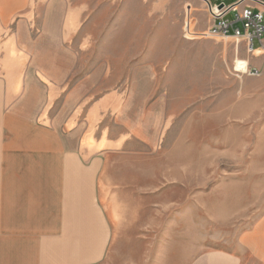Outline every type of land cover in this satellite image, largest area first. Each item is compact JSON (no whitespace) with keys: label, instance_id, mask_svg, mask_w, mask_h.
Instances as JSON below:
<instances>
[{"label":"rangeland","instance_id":"374dc122","mask_svg":"<svg viewBox=\"0 0 264 264\" xmlns=\"http://www.w3.org/2000/svg\"><path fill=\"white\" fill-rule=\"evenodd\" d=\"M66 1L90 7L77 38L60 42L83 52L70 82L92 98L120 92L132 117L162 128L163 163L147 185L157 217L146 244L116 249L113 264H172L207 251L250 264L240 241L264 227V53L205 37L202 0Z\"/></svg>","mask_w":264,"mask_h":264},{"label":"crops","instance_id":"0c3cea01","mask_svg":"<svg viewBox=\"0 0 264 264\" xmlns=\"http://www.w3.org/2000/svg\"><path fill=\"white\" fill-rule=\"evenodd\" d=\"M89 8L0 0V264H113L116 249L146 244L157 217L147 185L163 163L162 128L132 117L120 92L92 98L70 82L83 52L60 42L77 38ZM240 244L264 264V227ZM179 255L172 264L244 263L222 251Z\"/></svg>","mask_w":264,"mask_h":264},{"label":"built area","instance_id":"2783aa9c","mask_svg":"<svg viewBox=\"0 0 264 264\" xmlns=\"http://www.w3.org/2000/svg\"><path fill=\"white\" fill-rule=\"evenodd\" d=\"M202 1L209 15V26L203 33L205 37L243 40L253 55L264 53V0ZM258 73L256 69L250 71L252 75Z\"/></svg>","mask_w":264,"mask_h":264},{"label":"bare ground","instance_id":"6f19581e","mask_svg":"<svg viewBox=\"0 0 264 264\" xmlns=\"http://www.w3.org/2000/svg\"><path fill=\"white\" fill-rule=\"evenodd\" d=\"M258 54H260V53L257 52L255 55H258Z\"/></svg>","mask_w":264,"mask_h":264}]
</instances>
